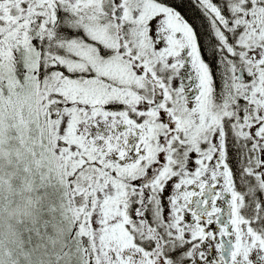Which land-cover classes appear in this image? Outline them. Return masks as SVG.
<instances>
[{"label": "snow or ice", "instance_id": "obj_1", "mask_svg": "<svg viewBox=\"0 0 264 264\" xmlns=\"http://www.w3.org/2000/svg\"><path fill=\"white\" fill-rule=\"evenodd\" d=\"M0 264H264V0H0Z\"/></svg>", "mask_w": 264, "mask_h": 264}]
</instances>
